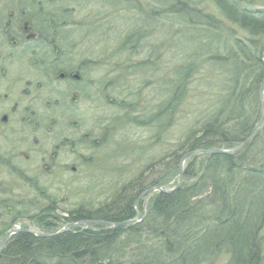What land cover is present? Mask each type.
<instances>
[{
	"label": "rangeland",
	"instance_id": "374dc122",
	"mask_svg": "<svg viewBox=\"0 0 264 264\" xmlns=\"http://www.w3.org/2000/svg\"><path fill=\"white\" fill-rule=\"evenodd\" d=\"M34 1L9 0V3L14 9L32 8L31 13L39 21V3ZM38 1L43 3L45 15L52 12L60 20L42 17L44 21L40 22L52 25L55 30L45 31L46 42L53 51L43 55L47 68L42 66V69L48 77L35 102L37 111L44 115L46 102L55 104L61 91L67 90L65 83L56 78V72L78 69L84 79L78 85L81 90L72 88L69 99L61 97L64 100L60 109H50L53 112L50 121L44 122V126L37 121L36 127L40 129L37 133L30 135L26 130L30 129L31 113L24 117L28 122L26 128L16 121L0 122L5 126L0 125V233L15 225L38 230L44 219L52 220L57 228L74 215H112L111 209L117 205L114 202L122 196L130 199V193H136L134 188L130 191L125 186L141 177L151 164L157 163L154 170L159 169L163 176L168 174L173 166L172 154L188 153L177 148L188 140L191 131L198 133L196 138L203 135V125L215 109L217 98L219 102L228 96L222 91L221 79L210 77L216 74L211 59L217 52L227 54L226 50L235 48L236 36H247L246 30L231 24L214 0ZM190 7L200 12L195 15H207L216 22L191 20L185 13ZM24 18L30 16L24 14ZM83 62L90 64L87 70L79 69ZM193 62L197 64L196 74L191 77L184 73L180 78L188 77L186 93L179 94V100L173 103L174 81L179 79L176 68L185 70ZM16 68L23 70V81L27 76L44 75L27 65ZM15 76L16 73L12 74L10 82ZM85 79L93 80L90 87ZM13 98L17 99L13 101L14 109L19 107L18 100L21 105H27V99L19 97L17 89ZM201 172L199 168L197 173ZM178 179L179 174L175 180ZM237 179H242L240 174L232 177L233 182ZM142 185L145 184L139 180L133 186L143 188ZM211 188L209 182L202 197L208 198ZM256 192L259 190L249 196L251 209L254 202L263 200ZM115 193H121V197ZM148 204L149 201L143 203L142 210L137 208L141 217L148 214H143ZM208 215L209 212L200 215L204 250L198 246L188 252L176 249L169 254L174 257L170 264H232L234 253L220 240L228 241L227 237H212L213 232L204 227L227 224V220H210ZM194 219L193 215L189 217L191 224L196 222ZM134 220L121 226L133 224ZM147 220L148 225L142 220L145 227L141 231L145 240L150 241L162 231L157 229L158 221L154 218L150 216ZM261 227L260 256L250 259V264H264V221ZM248 231V242L252 245L255 237L252 227ZM166 241V250H174V244ZM145 250L143 246L136 250L128 247L127 253L132 257L142 256Z\"/></svg>",
	"mask_w": 264,
	"mask_h": 264
},
{
	"label": "trees",
	"instance_id": "16d2710c",
	"mask_svg": "<svg viewBox=\"0 0 264 264\" xmlns=\"http://www.w3.org/2000/svg\"><path fill=\"white\" fill-rule=\"evenodd\" d=\"M179 1L183 2V0L175 2ZM214 1L229 18L231 24L246 30L247 36H236L235 44H233L235 48L231 47L226 50L227 54L217 52V55L211 59L212 63L210 64L214 68L212 70H216V74H210V77L221 79L222 91L228 96L220 98L219 102L217 98L215 109L211 111L209 119L203 125V135L196 138L198 133L191 131L188 140L177 148L180 151L189 152L199 148L213 147L230 148L238 145L258 126L262 118L260 87L264 79L262 60L264 54V0ZM171 8L173 9L172 5ZM176 8L180 12L178 6ZM185 13L193 21L201 20L200 22L204 23L212 20L207 15H195L200 12L192 7ZM231 34L234 32L232 31ZM130 36L132 37L131 34ZM196 71L197 64L195 62L187 64L185 70L176 68L179 79L174 81L176 87L173 103H177L179 94L184 96L186 93L188 78L186 76L191 74L193 77ZM184 73H187L186 76L180 79ZM256 145H258L257 149H255ZM183 155L172 154L173 166L165 176L159 172V169L154 170L157 163L151 164L150 168L140 175L141 177L131 180L125 186L130 191L133 190L130 188H134L136 193H130V199H127V202L122 203L116 200L113 202L117 205L119 203L124 205L129 217L135 218V199L145 189L160 182L167 186L176 183L175 178L179 174L180 160ZM201 157H203L202 163H200ZM262 160H264V131L238 154L193 156L185 166L186 181L177 191L171 194L158 191L152 195L148 204V214L143 219L144 224L148 225L147 219L151 216L155 221H158L157 229L162 231V234L150 241L144 238L142 231L145 225L142 224V221L104 231L93 228L84 230L71 228L58 236L48 238L20 232L9 240L0 254V264H79V262L81 264H154L158 258V264H170L174 257H170L169 254L174 253L176 249L183 251V248L188 252L198 246L201 251L204 250V243L201 240L202 233L199 229L203 225L200 215L206 212H209L207 219H217L220 222L227 220V224L204 225V227L213 232L212 237H227L228 241L224 238L220 240L224 244L237 247L240 253L236 254L232 251L234 253L231 258L232 264H241L242 261L245 264H250V259L258 258L261 252L259 233L262 229V221H264V161ZM198 167L202 169L201 174L197 173L199 172ZM151 172L152 175H150ZM235 174L237 176L240 174L242 179L233 182L232 177ZM191 178L193 180H190ZM139 180L141 184H145L142 185L143 188L133 186ZM209 182L212 187L211 195L208 198L202 197ZM256 190H259L256 193L263 196V200L260 203L254 202L253 209H251L252 199L249 196L253 194L252 191ZM121 193L117 195L120 196ZM116 199H118L117 196ZM143 202L144 197L138 202V207L141 210ZM191 215L196 221L193 224L189 220ZM125 219L127 218L124 216L115 219L113 215H110V221L113 223ZM65 221L67 223L73 220ZM146 221L147 223H145ZM40 225L39 229L45 232H56L64 227L62 224L55 228L57 225H54L50 219L41 220ZM196 225L198 227L193 229L192 226ZM241 226L244 227L236 232V229ZM250 227H252L253 236L255 235L252 245L248 242ZM6 232H1L0 236L3 237ZM124 234L127 237H124ZM166 240L174 244V250H166ZM125 242L126 245H124ZM142 246L146 248L142 256L132 257L127 253L128 247H135L136 250ZM122 248H126L124 253L120 251ZM166 254L169 257H166ZM82 259H86V262H81Z\"/></svg>",
	"mask_w": 264,
	"mask_h": 264
},
{
	"label": "flooded vegetation",
	"instance_id": "af4514ba",
	"mask_svg": "<svg viewBox=\"0 0 264 264\" xmlns=\"http://www.w3.org/2000/svg\"><path fill=\"white\" fill-rule=\"evenodd\" d=\"M0 2V122L2 121V123H7L10 121L11 123L12 121H16L25 124L26 128L28 122L26 123L24 121V117L28 115V113H31V122L28 123L30 129H26L28 134L31 135L32 133H37V131L40 130L36 127L37 121L42 123V126H44V122H48L53 118V112H50V109L54 107H58L60 109V105H63L64 100V98L61 97L65 96L69 99L72 88L78 89V91L81 90L78 85L82 82L84 77L80 74L78 69L73 70L65 68L60 72L54 71V73L56 72V78L65 83L63 85L68 91H61L62 93L60 94V97L55 99V104L46 102L44 115L37 111L39 109L35 106V102L39 99L44 85L46 86L45 80L48 77L46 75L47 71L42 69V66L43 68H47V60L46 58H43V55L53 51L49 48L50 45L46 42L48 37L45 31L52 32L51 29H55L52 25H49L48 28L42 30L39 23L41 20L44 21L42 17H48L52 20H60V18L52 12L45 15L43 12V3L38 0H35L34 3H39L38 9L41 14L39 21L36 20L34 15L30 16L32 14V8L26 9L25 6L21 7L26 11L24 14L30 16V18H24V14H22L24 9H14V7L10 5L9 0H0ZM34 26L37 27L36 31L33 29ZM32 57H35V59H32ZM28 58L29 60L26 61ZM16 65H19V69H21L24 65H27L31 69L42 71L44 75L39 78H31V76H27L29 78H26V81H23L21 75L24 72L23 70L16 71ZM89 67L90 64L86 62L79 66V69L87 70ZM49 68L52 69V67ZM14 73H16V76L12 79V82H10V77ZM54 78L55 77L52 76L51 80L53 81ZM90 83H93V80L85 79L86 86L90 87ZM14 89H17L19 97L22 96V99H27V105H21L18 100L16 102L19 104V107L14 109L13 101L17 100L13 98ZM72 103L74 104V102ZM67 121L69 122L70 120L68 119ZM2 123H0V125L3 126L4 124ZM72 220L86 221L82 230L87 227H91L93 229H104L111 222L110 215L101 216L99 214L74 215Z\"/></svg>",
	"mask_w": 264,
	"mask_h": 264
},
{
	"label": "water",
	"instance_id": "95a60500",
	"mask_svg": "<svg viewBox=\"0 0 264 264\" xmlns=\"http://www.w3.org/2000/svg\"><path fill=\"white\" fill-rule=\"evenodd\" d=\"M263 61H264V56H263ZM260 97H261V101H262V107H263V117L261 120V123L259 125V127L253 131L248 138H246L240 145L230 148V149H219V148H211V149H198V150H194L191 152H188L186 155H184V157L182 158L181 162H180V178L179 181L177 183V185L172 188V189H166L163 186H161V184L156 185L154 188H151L149 190L146 191V193L148 195H150L153 191L155 190H159V191H163L166 193H172L174 191H176L181 184L184 181V162L186 161V159L188 157H190L193 154H230V153H237L240 152L241 150H243L254 138H256L258 136V134L264 129V80L262 82L261 88H260ZM137 219L134 220V222ZM81 224H85V221H80L77 223H71L68 224L66 227H64L63 230L58 231L56 233H44V232H39V231H34V230H29V229H24L21 227H17V228H12L4 237L1 245H0V253L4 250V248L6 247V244L9 240V238L17 233V232H26V233H30L32 235H35L37 237H54L56 235L61 234L62 232H65L67 230H69L70 227L75 226V225H81ZM126 223H121V225H125ZM120 224H116L113 223L112 227H118Z\"/></svg>",
	"mask_w": 264,
	"mask_h": 264
},
{
	"label": "bare ground",
	"instance_id": "6f19581e",
	"mask_svg": "<svg viewBox=\"0 0 264 264\" xmlns=\"http://www.w3.org/2000/svg\"><path fill=\"white\" fill-rule=\"evenodd\" d=\"M34 14H31L30 16H33ZM40 24V23H39ZM49 26V24H47V23H43V24H40V27L42 28V30L43 29H46L47 27ZM33 29H35V31H36V29H37V27H33ZM55 30V29H54ZM260 100H261V97H260ZM262 102V101H261ZM261 105H262V103H261ZM262 115H263V107H262ZM211 183V182H210ZM156 186V185H155ZM155 186H151V187H149L148 189H151V188H154ZM211 191H212V188L210 189ZM159 190H155V191H153L154 193L155 192H158ZM145 192V191H144ZM144 192H142L141 194H140V196L144 193ZM160 192V191H159ZM115 195H117L116 193H115ZM118 196V195H117ZM128 200H127V197L126 196H122L121 198H120V200H119V202H127ZM136 201V200H135ZM111 211L113 212V216L115 217V219H119V218H121L122 216H124L125 218H127V219H125V220H121V221H115V223L116 224H120L118 227H113V229H115V228H119L120 226H121V223H128L129 221H130V219H132L131 217H129V215H128V213H127V209H126V207L124 206V205H122L121 203H119V205H117V206H115V207H113L112 209H111ZM224 247L226 248V249H230V250H232L233 252H235L236 254H239L240 252L237 250V247L234 245V247L233 246H230L229 244H224ZM242 264H244V261H242L241 262Z\"/></svg>",
	"mask_w": 264,
	"mask_h": 264
}]
</instances>
